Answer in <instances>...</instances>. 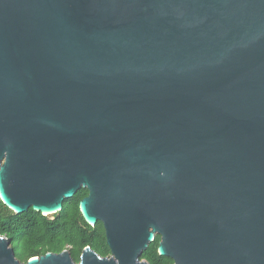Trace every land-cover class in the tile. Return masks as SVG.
I'll use <instances>...</instances> for the list:
<instances>
[{
	"label": "water",
	"instance_id": "95a60500",
	"mask_svg": "<svg viewBox=\"0 0 264 264\" xmlns=\"http://www.w3.org/2000/svg\"><path fill=\"white\" fill-rule=\"evenodd\" d=\"M83 188L111 257L0 264H264V0H0V200Z\"/></svg>",
	"mask_w": 264,
	"mask_h": 264
},
{
	"label": "trees",
	"instance_id": "16d2710c",
	"mask_svg": "<svg viewBox=\"0 0 264 264\" xmlns=\"http://www.w3.org/2000/svg\"><path fill=\"white\" fill-rule=\"evenodd\" d=\"M88 194L87 189L79 190L72 199L64 202L62 211L47 216L33 208L17 214L0 200V235L9 240L16 258L22 263L64 251L79 263L88 247L101 257H111L103 223L91 226L82 215L80 203ZM160 241L158 235L141 259L149 264H174L171 258L159 254Z\"/></svg>",
	"mask_w": 264,
	"mask_h": 264
},
{
	"label": "bare ground",
	"instance_id": "6f19581e",
	"mask_svg": "<svg viewBox=\"0 0 264 264\" xmlns=\"http://www.w3.org/2000/svg\"><path fill=\"white\" fill-rule=\"evenodd\" d=\"M47 215V213H45Z\"/></svg>",
	"mask_w": 264,
	"mask_h": 264
}]
</instances>
